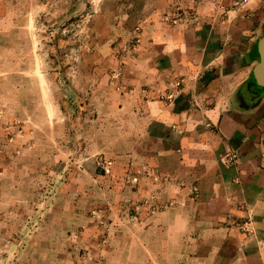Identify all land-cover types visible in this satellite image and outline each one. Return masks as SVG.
<instances>
[{
	"label": "crops",
	"instance_id": "1",
	"mask_svg": "<svg viewBox=\"0 0 264 264\" xmlns=\"http://www.w3.org/2000/svg\"><path fill=\"white\" fill-rule=\"evenodd\" d=\"M36 2L0 0V116L52 114ZM89 32L73 77L91 93V148L109 171L81 173L53 237L91 228L93 256L61 249L43 263L264 264V0H100ZM17 235L1 230L0 264H36L35 237L21 261Z\"/></svg>",
	"mask_w": 264,
	"mask_h": 264
},
{
	"label": "rangeland",
	"instance_id": "2",
	"mask_svg": "<svg viewBox=\"0 0 264 264\" xmlns=\"http://www.w3.org/2000/svg\"><path fill=\"white\" fill-rule=\"evenodd\" d=\"M99 1L37 0L41 10L37 11L36 42L41 58L46 60L41 69L51 72L57 81L51 87L52 114L0 116V232L6 229L17 235L18 224L13 226L7 221L19 215L21 227L17 236L22 237L17 258L21 261L28 240L34 237L30 245L40 252L36 264H44V252L61 249L69 253L70 261H75L76 256H93L91 228L87 235L81 234L84 228L71 229L73 243L61 244L60 238L54 239L53 235L60 232L54 223L61 215L60 209L70 210L71 204L80 199L76 188L81 186V173L109 171L107 161L98 160L91 148L90 128L99 124L91 93L77 90L73 77L78 61L91 53L90 16ZM104 130L107 131L105 125ZM67 213L68 220L75 216ZM97 218L96 213L91 215L92 222L100 223ZM7 245L4 243L5 250Z\"/></svg>",
	"mask_w": 264,
	"mask_h": 264
},
{
	"label": "water",
	"instance_id": "3",
	"mask_svg": "<svg viewBox=\"0 0 264 264\" xmlns=\"http://www.w3.org/2000/svg\"><path fill=\"white\" fill-rule=\"evenodd\" d=\"M259 51L260 59L254 68V75L257 82L260 85L264 86V34L259 40Z\"/></svg>",
	"mask_w": 264,
	"mask_h": 264
},
{
	"label": "built area",
	"instance_id": "4",
	"mask_svg": "<svg viewBox=\"0 0 264 264\" xmlns=\"http://www.w3.org/2000/svg\"><path fill=\"white\" fill-rule=\"evenodd\" d=\"M225 162H227L229 164L233 163L234 162V157L233 156L227 157Z\"/></svg>",
	"mask_w": 264,
	"mask_h": 264
}]
</instances>
